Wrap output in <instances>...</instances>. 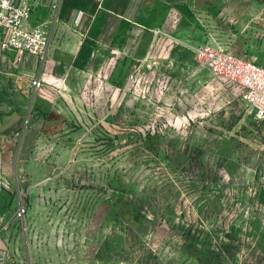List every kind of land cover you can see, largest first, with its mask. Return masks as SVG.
I'll return each instance as SVG.
<instances>
[{
    "label": "rangeland",
    "instance_id": "obj_1",
    "mask_svg": "<svg viewBox=\"0 0 264 264\" xmlns=\"http://www.w3.org/2000/svg\"><path fill=\"white\" fill-rule=\"evenodd\" d=\"M76 18L61 53L0 49V95L26 94L0 264H264V120L198 52L264 66V0Z\"/></svg>",
    "mask_w": 264,
    "mask_h": 264
},
{
    "label": "crops",
    "instance_id": "obj_2",
    "mask_svg": "<svg viewBox=\"0 0 264 264\" xmlns=\"http://www.w3.org/2000/svg\"><path fill=\"white\" fill-rule=\"evenodd\" d=\"M26 2H28L31 8L27 23L30 26L43 29L49 27L50 50L52 49V52L57 51L61 53L63 52V47H75L79 44L78 33L69 30L71 23L75 20L77 15L79 18L78 22H83L88 14H98L101 11L116 15L122 14V11L126 10L133 13V15H137L145 0H26ZM125 17L129 20L132 19V16L129 15ZM59 28H69V31H67V34L63 37L61 33H59ZM29 57L30 54L24 56L27 60ZM27 60L21 63L22 69L26 74L31 69L30 66L26 64ZM39 68V74L37 73L36 76L32 74V79L39 76L41 78L40 71L43 70V67L41 69L39 66ZM5 78L7 81L10 80L9 76ZM28 78L25 80V85L29 87L32 85V79L30 78L29 84V81H27ZM6 92L7 96L4 95V93L0 95V199L4 189H6L4 182L7 180L8 167L11 164V160L15 158L17 150H19V143L16 136L18 127L13 125L14 119L19 121L21 119L16 111V107L18 106L17 102H22V99L26 96V94L21 96L19 94H12L9 91ZM32 92L35 93V89L32 90ZM34 93H31L32 99L35 96ZM11 108L15 110L11 112Z\"/></svg>",
    "mask_w": 264,
    "mask_h": 264
},
{
    "label": "built area",
    "instance_id": "obj_3",
    "mask_svg": "<svg viewBox=\"0 0 264 264\" xmlns=\"http://www.w3.org/2000/svg\"><path fill=\"white\" fill-rule=\"evenodd\" d=\"M30 12L26 0H0V49L15 53L18 59L27 54L44 53L50 43L46 29L27 23ZM198 52L212 70L234 79L243 87V98L254 118L264 120V66L208 45L198 47ZM32 84L38 85L39 79H33Z\"/></svg>",
    "mask_w": 264,
    "mask_h": 264
}]
</instances>
